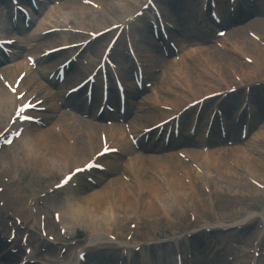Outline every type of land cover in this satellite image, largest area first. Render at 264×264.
<instances>
[{"label": "bare ground", "instance_id": "6f19581e", "mask_svg": "<svg viewBox=\"0 0 264 264\" xmlns=\"http://www.w3.org/2000/svg\"><path fill=\"white\" fill-rule=\"evenodd\" d=\"M97 1L101 3L103 7H105L107 13L111 11L112 14L109 12L110 16H103L97 10H95ZM137 1L138 0H63L61 13L57 14L56 16L60 17L65 14L69 16L68 14H70L72 18H75L76 21H80V23L83 24V29H91L90 26H93L95 29H97L94 32V34H96L99 33L104 26H107L108 19H112L110 24H113L121 19L122 16L120 14H126V11H128V9H130V11L128 12L134 10L136 8ZM166 1L167 0H162V3H166ZM260 1L261 0H257L256 3L258 4V6L262 7V2ZM3 2L4 0H0V14H4V10L6 9H10V7L8 6V1L5 0V4H3ZM226 6L227 4L226 2H224L223 7L226 8ZM247 7L250 6L247 5ZM248 11L249 9L247 8V10H243V13L248 14ZM89 12L91 14H88ZM184 12L185 11H183V13ZM55 20H57V17L55 18ZM72 22L75 23L74 21ZM51 25L58 27V24L55 21H52ZM251 26L264 44V22L255 21L251 23ZM44 29H47V27ZM143 32L145 34L139 35L141 34L139 33L137 37L138 40L135 41V44L138 45V49L143 47V49L146 48L148 50L149 48L150 51L152 50L154 53H157V44L149 36L150 32H147L146 30ZM62 38H64L63 34L51 35L47 40H45L44 45L52 47L55 43L61 41ZM227 42L228 43L225 42L224 44L230 52H233V50H239V52L242 54L241 57L243 58L244 56H246L252 58L255 61V66L252 67L247 64H242V62L237 60L235 57L227 54L225 55V53L223 54V52L216 48H208L206 50H202V53L199 55V57H193L189 59V62L186 60V54L183 53L181 55V63L170 62L172 67L171 71H164L159 76L160 78L164 77L165 79L163 85L156 84L152 89V91L154 92L153 95L150 94L143 100L139 102L137 101L136 104L138 106L137 110L139 114H137V117L133 122V129L137 130L139 128L143 129L149 126H154L169 115L167 113H162L155 110L153 107H151L153 103H157L160 101H164L166 103L170 101L175 104L183 105L185 102L190 101V96L192 93H195L198 97L203 94L206 95L217 92L218 88L214 85H217V82L221 80L230 83V73L232 70L236 73L235 75L248 78L247 81L253 80L254 77L260 75V73H263L264 77V47H262L258 42L248 37L245 33L243 34V32H240L239 30H235L234 32L230 33ZM67 43L68 42L63 43L61 41V45ZM180 44L184 45L182 41L180 42ZM100 52L101 50L96 51L94 53V56L99 57ZM58 56H63V59H66L68 53L55 55L54 58ZM154 59L155 58H153L152 60ZM156 60V64H159V59ZM25 66L26 65L23 63V61H19L18 64L13 68H9L7 67V65H2L0 69L2 70L4 79H8L12 82L15 77L21 72V70L25 68ZM195 66H199L205 71L207 70V75L200 76L199 74H197L196 70L193 69ZM91 68L92 65L90 69ZM160 69L164 70L165 67L161 66ZM39 70L40 68L32 74V77L34 76V78L38 79V83L36 85H31V82L29 80L24 81L22 90L26 89L27 87L31 88V91L27 94L26 98H29L34 94H38V98L46 97L48 99L49 108L51 110V114L46 116V123L48 124V126L46 129H31V131L28 132V140L21 144L22 149L20 150V152H18L19 155L21 153L25 156L24 159L21 158V161H19L21 165L30 166L32 168L34 167L37 171L42 173L43 176H47L54 170L63 172V170L80 167L90 156L87 140L91 139V143L89 144H91L97 150L101 147V139L99 137V132H97V126H92L88 122L83 120L74 119L68 114H56L58 108L53 104L52 101V98H54L55 95L51 96V92L48 91V85H45L41 81L43 77V70L40 72ZM72 71L76 72L77 75L71 77V81L73 83H70L68 86L75 85L79 82L80 79L84 78L85 76V70L83 69L82 71L77 66H73ZM209 82H216V84L213 83L214 85H211ZM253 90L254 93H256V89ZM176 95H181L182 100H177L175 98ZM131 96L132 95H130V97ZM258 98H260L262 109L264 110V94H261L260 92V96ZM229 101L231 102L229 104L230 106H232L233 103L235 104V102L231 100ZM149 102H151L150 105ZM225 104L226 102L224 103V105ZM12 107L13 105L11 104V96L3 87L0 77V126L4 123L6 116L10 113ZM76 108L78 109L77 112L79 114H84L81 113V111H83V107L81 106V104H77ZM38 116H41V114ZM188 118L189 116H185L186 120H188ZM148 124L150 125L148 126ZM57 125L61 127L60 134L61 137H63V140H60L59 136L57 137L55 130V127ZM104 130L108 133V138L115 137L117 144L121 146V142L125 138L123 129H120L119 127L107 129L106 127ZM72 136H75V139L77 138L76 146L74 155L69 156L67 154V137L71 139ZM262 139H264V127L257 131L254 137L248 136L244 143L240 142V140L238 139V146L234 147L233 150H226V148H224L222 150H211L208 152V154H203L201 153V151L194 148L183 150V152H185L192 161L201 165L204 174L213 184V194L220 198V206L222 209H229V207H232V200H229L227 198L228 192L230 194L239 193L238 197L236 198V203L242 206L246 205L248 207H254V211H257V213H259V219L263 222L264 214L260 212V205L264 204V193L255 190L254 186L246 182L248 181V177H251L264 185V145L260 143L261 141H263ZM199 143H202V139L200 136L197 135L192 140H190L187 135H183L181 138V142L178 143V145H182V148L186 146L198 147ZM13 148L14 147L3 149L0 152V167L5 165L8 166L11 170L14 169L15 165L5 162L6 160L14 161V154L12 151ZM130 149L131 148L128 146L126 148V151L128 153H132ZM156 150L158 149L154 148V151L151 152L153 154H149L147 152H136V155H131L132 160L129 163L125 161L127 167L126 171H124L123 173L128 172L131 177L134 176L132 178H135L136 183L141 181V185H133L131 183L127 184L117 177L112 178V182L116 185L117 188V201L114 206L106 205V202L104 200L103 193L108 192L107 186H105L102 190H94L91 193H77L76 196H73L71 198L74 204L69 203L66 208L60 209V214L62 216L63 222L67 224V220L69 224H72L86 221L92 233L101 231V229L103 228V224H105L104 228L109 227L114 229L115 226L117 227L116 223L118 220L127 221L129 219H134L135 221L146 220L158 222L160 219L164 218L163 221L165 222V224L171 225V218L166 216L165 213H161V210L159 211V209H157L153 205V197L159 198L161 201H165L167 199V205L169 203H172V205L169 204L170 209H173L174 204L175 208H178L182 205V202H184L183 200H188L192 209L198 214L202 215V213L205 212L204 207L196 210V207L193 206L196 205V203H199V205H205L204 201H207L205 198L203 200L204 196H201L200 193V187H202V185L204 184L202 173L199 174L189 164H186L182 160H180L177 157V153L175 154V156L171 153L167 158H163L159 156V152ZM252 151H255V154L257 153L256 157L251 156ZM9 156L10 158H8ZM205 159L209 160L210 162L208 170L203 167ZM103 162L108 168H110V175L113 174L115 176L119 170L118 163L107 161L106 159ZM230 162H233L235 166L240 168L241 172H238L237 170L232 168V166L229 164ZM216 164L217 168H215ZM158 169L163 170V172H165L171 180V186L173 189L170 188V197L165 194V191L157 186V183L155 181V173H157ZM148 171L151 175L148 174ZM177 172H181L182 174L189 176L191 178L190 180L193 182V186H198V191L191 192L190 188H188L183 181L177 178ZM105 176H107L106 173L101 175V177ZM212 179L214 182L212 181ZM125 187H129L133 192H135V190L137 189H141L144 191V202L141 205L143 211L139 214L136 213L135 209V207L138 206L137 200L132 201L131 203L128 196L125 195ZM139 193H135V196H139ZM27 200L28 199H24V197H22L20 201L10 203L9 195H7L5 211L10 210V208H15L16 216L20 217L21 215L22 217L29 219L28 221H34V224L36 225V221L32 219V217L28 213L29 210H27L26 208ZM248 201H250L249 204ZM240 210L241 209H239V211ZM176 212L179 218H185L186 214L182 211V209H177ZM2 213L0 212V224L3 226L4 221ZM238 214L243 213L239 212ZM244 217L245 216L241 218L242 222L244 221ZM250 227L251 225L243 229V231H246L247 235L250 233ZM49 229L53 233V227L51 226V228ZM114 232H117L118 234L122 233L123 230H119L117 228ZM197 241L198 239H193L190 242L195 245ZM36 242V238L33 236L32 244H35ZM2 243L3 242L0 243V264H13L15 258L11 257L8 249ZM173 244L180 245L177 241H175ZM50 253L52 259L56 258L57 255H55V250L53 249V247L50 249ZM184 256L186 258L187 253H184ZM95 259L96 258H93L92 261L94 262ZM101 259H105V257H102ZM197 260L200 261V264L219 263L218 259L208 261L205 259L202 260L197 258ZM64 261H70L68 255L65 256ZM44 263L46 264V261H44ZM262 264H264V261Z\"/></svg>", "mask_w": 264, "mask_h": 264}, {"label": "rangeland", "instance_id": "374dc122", "mask_svg": "<svg viewBox=\"0 0 264 264\" xmlns=\"http://www.w3.org/2000/svg\"><path fill=\"white\" fill-rule=\"evenodd\" d=\"M88 14H91L90 12L88 13ZM199 71H201V69H196V72H199ZM203 73V72H202ZM232 78H233V74H232ZM233 80H234V78H233ZM222 83L221 82H219V84L218 85H214V84H212V85H214V86H216L217 88H221L222 87V85H221ZM255 131H256V129H255ZM263 140V139H262ZM16 154V153H15ZM21 158V156H16V160H18L19 161V159ZM16 160H14V161H12V163H14L15 164V167H14V170H13V173H16V174H20L21 176H23L24 178H29V176L30 175H32V174H34V170H33V168H29V167H21L19 164H17L16 163ZM63 171H65V170H63ZM37 172H35V174H36ZM38 175L40 176V177H42L43 176V174L42 173H40V172H38ZM62 174L59 172V171H57V170H54L52 173H50V174H48L47 176H48V179H45L44 178V180L47 182V183H49V184H51L52 182L53 183H55L57 180H58V178H59V176H61ZM44 176H46V175H44ZM212 181H213V179H212ZM214 182V181H213ZM204 183H206V185L205 186H207V187H209L210 189H211V191H213L214 192V190H213V186L211 185L212 183L210 182V181H208V178L207 179H205L204 180ZM211 183V184H210ZM201 195H203V193L205 194V192H203L202 190H201ZM229 193V192H228ZM227 193V198L229 199V200H232V207H229V209H224V210H222L221 208H220V198L219 197H216L215 195L214 196H212V197H209V196H207L208 197V199H210L211 200V202L210 203H208V204H206L204 207L205 208H210V210H213V212H214V214L216 213V214H221L223 217H224V215H226L225 217H231L235 212H237L239 209H249V207L248 206H242V205H238L237 203H236V198L238 197V195H239V193H235V194H228ZM231 195V196H230ZM57 196V198H55L54 199V203H53V207L54 208H56V207H59V206H62V204L64 203V198H65V195H56ZM218 199H219V203H218ZM11 200L13 201V198L11 197ZM184 202H186V204L187 205H189V202L188 201H185V200H183ZM221 201H222V199H221ZM250 203V201H248V204ZM230 206V205H229ZM173 207H175V204L173 205ZM180 209V208H179ZM242 210V211H243ZM195 214H196V212H194ZM211 214V212H209V211H206V212H204V214L202 215V217L203 218H205L206 220L205 221H212V220H214L215 218H214V214L213 215H210ZM197 215V214H196ZM173 217L176 219V216L175 215H173ZM210 217H211V219L212 220H208V219H210ZM179 219H176V220H174V224L172 225V227H170L169 228V230H171V231H179V226H178V223H179ZM180 222H184V221H180ZM258 222H255L253 225H252V227L251 228H254V229H256L257 231H259V228L257 227V225L259 226L260 224H257ZM200 224V223H199ZM181 226L182 225H184V224H180ZM72 227V226H71ZM151 227V226H150ZM155 227V226H154ZM156 229L157 230H159V227H156ZM148 232V231H147ZM163 233L164 234H166V233H168V232H165V231H163ZM218 234V237H215L214 235L212 236V239L213 240H215V241H219V242H222L223 244L225 243L226 245H227V247L230 249V247L232 248V244H236V245H238V249H236V250H234V251H236V252H239L240 251V249H239V247H241L242 246V248H243V253L245 254V258L246 259H248L249 260V256H248V254H246V252L252 247L251 246V240H253V238H255L256 237V235H257V233L256 234H254L253 235V233H252V235H250V234H248L246 237H244L243 236V233L242 234H240V232L239 233H237V231L236 230H232V231H227V232H220V233H217ZM233 235H235V238H231ZM242 236H243V238H242ZM227 238H230V239H227ZM228 241H230V242H228ZM241 244V245H240ZM264 244V243H263Z\"/></svg>", "mask_w": 264, "mask_h": 264}, {"label": "snow or ice", "instance_id": "6c2138e0", "mask_svg": "<svg viewBox=\"0 0 264 264\" xmlns=\"http://www.w3.org/2000/svg\"><path fill=\"white\" fill-rule=\"evenodd\" d=\"M68 179L70 180V179H71V177H68ZM65 182H67V180H66Z\"/></svg>", "mask_w": 264, "mask_h": 264}]
</instances>
